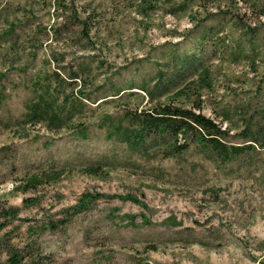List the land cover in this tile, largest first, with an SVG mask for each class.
<instances>
[{
    "label": "rangeland",
    "instance_id": "374dc122",
    "mask_svg": "<svg viewBox=\"0 0 264 264\" xmlns=\"http://www.w3.org/2000/svg\"><path fill=\"white\" fill-rule=\"evenodd\" d=\"M166 105L214 120L224 149L200 129L124 139ZM15 256L264 264V0H0V264Z\"/></svg>",
    "mask_w": 264,
    "mask_h": 264
},
{
    "label": "trees",
    "instance_id": "16d2710c",
    "mask_svg": "<svg viewBox=\"0 0 264 264\" xmlns=\"http://www.w3.org/2000/svg\"><path fill=\"white\" fill-rule=\"evenodd\" d=\"M147 116L148 120L143 123L139 130L125 129L123 131V137L125 140L133 142L132 138H136V136H138L139 139H142L145 132L153 127H156V129L162 132L168 131L175 137H178L181 133L187 134L190 130L200 129L199 131H202V133H200V140L213 142L214 147H221L224 149V144L219 141L218 137L207 138L205 134L221 135L222 130L220 127L214 120L199 112L197 113L193 110L166 105L160 106L157 112H150ZM117 130L120 131L121 128L118 127ZM11 264H20L16 256L11 260Z\"/></svg>",
    "mask_w": 264,
    "mask_h": 264
}]
</instances>
